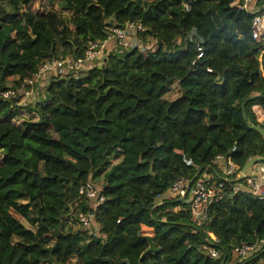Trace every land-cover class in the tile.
<instances>
[{
	"label": "trees",
	"instance_id": "trees-1",
	"mask_svg": "<svg viewBox=\"0 0 264 264\" xmlns=\"http://www.w3.org/2000/svg\"><path fill=\"white\" fill-rule=\"evenodd\" d=\"M33 1L0 0V264H264V247L244 257L232 248L264 239V194L234 190L245 177L216 162L240 169L264 155L250 126L264 127L253 109L264 107V53L252 14L233 0ZM127 20L141 27L126 46L110 38L101 56L52 75L47 98L3 96L53 57H84ZM150 37L155 46H144ZM179 176L222 192L200 224L186 197L165 195ZM87 180L101 200L79 192ZM87 211L88 227L78 217Z\"/></svg>",
	"mask_w": 264,
	"mask_h": 264
},
{
	"label": "built area",
	"instance_id": "built-area-1",
	"mask_svg": "<svg viewBox=\"0 0 264 264\" xmlns=\"http://www.w3.org/2000/svg\"><path fill=\"white\" fill-rule=\"evenodd\" d=\"M235 6L240 9H243L252 14L251 20V35L252 37L259 41L262 44V53H264V9L256 5V0H233ZM141 27L140 23L127 20L123 26H113L111 27V33L106 39H103L100 42L92 41L86 50L84 57L71 58L69 56H60L53 57L52 59L47 60L46 62L39 65L38 69L29 76H25L22 79L21 85L24 83L34 84L39 79L46 78L50 75H56L57 73L64 72L69 68H78L86 65L87 61L92 60L95 56H101L103 53V48L105 43L110 38H114L117 44L126 46L129 36V30L131 28ZM200 50V47H198ZM201 55V51L198 52V56ZM208 70H210L208 68ZM30 91L26 90V95L23 96L21 103L25 104L30 95ZM15 90L8 88L2 91L3 96L11 97L14 96ZM254 112L257 119L264 123V107L260 104H255L253 106ZM217 165L222 167L225 175L236 174L239 176L240 169L238 165L229 157L224 155H219L216 159ZM254 167L250 168V171L245 175V183L243 186L236 185L234 190L243 188L251 193L262 197L264 194V161L259 162ZM188 178L185 176H179L174 179L169 189L165 192L166 196H180L186 197L188 207L193 218L198 224L201 223L204 211L211 200L222 194L220 189H215L211 186H207L204 183V180L199 178L195 181L194 186L189 189ZM79 192L83 193L85 196L94 199L96 201L101 200L103 196L99 192V186L97 187L94 182L87 180L81 184ZM79 221L86 227L92 225L95 222L94 215L91 211L80 212L78 214ZM264 247V239H255L251 242H243L239 244L232 245L233 254L236 256L244 257L250 252L258 250ZM207 251L212 256H217L218 251L214 248H207Z\"/></svg>",
	"mask_w": 264,
	"mask_h": 264
},
{
	"label": "rangeland",
	"instance_id": "rangeland-1",
	"mask_svg": "<svg viewBox=\"0 0 264 264\" xmlns=\"http://www.w3.org/2000/svg\"><path fill=\"white\" fill-rule=\"evenodd\" d=\"M39 1H41V3H43V1L44 0H34L33 2H31V6H32V8H42L43 7V5H41L40 4V2ZM37 20H39V21H41L43 24L45 23V19L44 18H42V17H37L36 18ZM133 34H135V33H132L131 34V36H133ZM18 38H19V40H22V39H24V35H23V33H22V31H20V30H18ZM127 38L129 39L130 38V35L128 36L127 35V37H126V40H127ZM128 43H129V41H127ZM142 44V43H141ZM140 44V45H141ZM143 45L144 46H147V47H149V46H155V41H154V39L153 38H149V40H148V42L147 43H144L143 42ZM113 48V46H111L110 45V48ZM114 47H116V46H114ZM262 55L263 54H260V56H259V59H260V68L263 70V64H264V62H263V59H262ZM54 76H49V77H46V78H42V79H39L37 82H35L34 84H32L29 88H25L24 87V85L22 86L21 84H20V86H18V87H16L15 88V92L16 93H23V96H25L26 95V93H25V91L26 90H28V91H30L31 90V92H30V95H28V97H25V99H27V100H29V98L34 102V101H36L37 99H45V98H47V94H48V87H50V80L53 78ZM11 82H9V84H10ZM175 87V86H174ZM177 95V93L176 92H168L166 95H165V97L166 98H168V99H172V98H174L175 96ZM49 131L52 133V128H51V126H50V128H49ZM254 166L252 165V168H253ZM248 171V170H247ZM250 171V170H249ZM248 171V172H249ZM99 182L97 181V182H95L94 184H96V186L98 187L99 186V184H98ZM16 264H28V258L27 257H22V259H18V261L16 262ZM230 264H233V262L232 263H230Z\"/></svg>",
	"mask_w": 264,
	"mask_h": 264
},
{
	"label": "water",
	"instance_id": "water-1",
	"mask_svg": "<svg viewBox=\"0 0 264 264\" xmlns=\"http://www.w3.org/2000/svg\"><path fill=\"white\" fill-rule=\"evenodd\" d=\"M253 96L254 95H249V96L246 97V99L242 103V109H244L245 102L248 99L252 98ZM250 126L254 127L256 130H258L260 133H262V135H264V127L260 126L259 124H250ZM261 161H264V155H256V156L249 157L247 160H245V162L243 163L242 167L240 168V174H239L238 177L239 178L245 177V175H246L247 170L249 169V167L251 165H253L255 163H258V162H261ZM211 243L213 244V242H211ZM219 264H224V258L220 260Z\"/></svg>",
	"mask_w": 264,
	"mask_h": 264
},
{
	"label": "crops",
	"instance_id": "crops-1",
	"mask_svg": "<svg viewBox=\"0 0 264 264\" xmlns=\"http://www.w3.org/2000/svg\"><path fill=\"white\" fill-rule=\"evenodd\" d=\"M263 72H264V64H263Z\"/></svg>",
	"mask_w": 264,
	"mask_h": 264
}]
</instances>
